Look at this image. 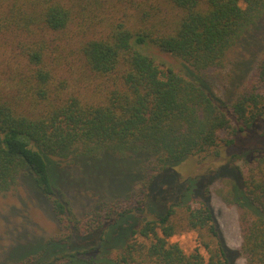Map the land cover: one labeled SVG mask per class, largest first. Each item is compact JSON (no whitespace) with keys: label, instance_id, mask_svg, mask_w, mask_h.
Instances as JSON below:
<instances>
[{"label":"trees","instance_id":"1","mask_svg":"<svg viewBox=\"0 0 264 264\" xmlns=\"http://www.w3.org/2000/svg\"><path fill=\"white\" fill-rule=\"evenodd\" d=\"M168 1L176 17L149 26L107 23L97 12L77 17L79 26L105 24L79 47L88 69L114 85L95 103L64 97L55 82L59 62L50 58V35L75 21L72 7L65 0H0V194L28 184L48 200L59 225L55 236L21 246L24 252L3 264H236L239 255L264 264V91H257L264 48L247 88L232 101L202 76L257 26L264 0ZM150 45L181 61L180 69L160 64L145 52ZM221 149L226 159L216 168L182 177L191 157L216 162ZM107 158L129 163L118 184L106 185L119 195L78 218L67 196L75 184L60 170L75 162L90 186L81 167ZM148 159L150 172L128 191L133 169ZM218 177L231 181L239 249L225 244L209 202L208 186ZM86 190L99 194L97 187ZM179 230L196 233L189 251L170 241Z\"/></svg>","mask_w":264,"mask_h":264},{"label":"rangeland","instance_id":"2","mask_svg":"<svg viewBox=\"0 0 264 264\" xmlns=\"http://www.w3.org/2000/svg\"><path fill=\"white\" fill-rule=\"evenodd\" d=\"M65 4L72 7L75 21L66 31L50 35L49 43L52 49L50 58L59 62L55 82L61 83L60 87L63 89L64 97L74 95L82 101L95 103L103 101L114 85L111 79L96 75L88 69L80 56L79 47L84 40L97 37L98 31H105V24L102 21L101 28L95 26L87 28L79 26L81 20L77 17H93V14L97 12L100 15H107L105 17L107 23L125 22L131 27H139L160 23L158 20L170 22L176 17L177 12L168 0H101V6L97 7L98 9L93 6L91 0H65ZM85 12L92 15H85ZM262 48H264V15L245 38L226 52L224 63L221 66L204 70L202 76L217 96L223 100L232 101L243 89L247 88L251 81ZM145 52L165 67L180 69L181 61L152 45L148 46ZM257 91H264V83H260ZM225 155V149H221V157L216 158L218 159L216 162L213 158L198 162L197 159L191 157L181 167L185 172L181 175L186 177L208 173L210 169L216 168L226 159ZM234 162L239 167L244 165L242 159H235ZM63 165L65 166L60 170L61 174L75 184L68 185L67 196L78 218L99 201L112 197L117 198L120 189L118 187L110 189L106 185L111 181L118 184V181L123 179L122 175H118L121 167L126 171L129 168V163H116L109 158L84 165L81 169L89 177V186L86 178L76 174L75 171L79 166L75 165V162L71 161ZM151 166L152 160L150 159L140 161L139 165L133 169L132 180L125 183L128 191L138 190L142 179L150 172ZM65 171L69 176H65ZM230 183L227 177H218L209 184L207 191L225 244L231 249H239L241 242L239 210L235 204L230 202ZM94 187L99 189V194L90 195L91 192L86 189ZM58 229L59 225L48 200L36 194L28 184H18L11 190L0 194V264L9 260V257L11 259L20 256L24 252L22 247L25 245L55 236ZM179 231L180 233L172 236L170 241H177L183 249L189 251L198 242L196 233L186 230ZM200 251L206 256L202 248ZM235 263L247 264L240 255Z\"/></svg>","mask_w":264,"mask_h":264}]
</instances>
